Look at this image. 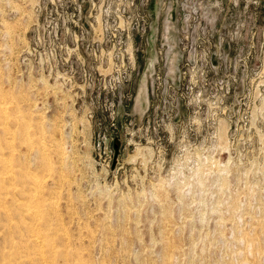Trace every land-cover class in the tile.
Wrapping results in <instances>:
<instances>
[{
  "label": "rangeland",
  "instance_id": "374dc122",
  "mask_svg": "<svg viewBox=\"0 0 264 264\" xmlns=\"http://www.w3.org/2000/svg\"><path fill=\"white\" fill-rule=\"evenodd\" d=\"M0 264H264V0H0Z\"/></svg>",
  "mask_w": 264,
  "mask_h": 264
}]
</instances>
